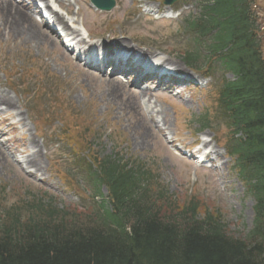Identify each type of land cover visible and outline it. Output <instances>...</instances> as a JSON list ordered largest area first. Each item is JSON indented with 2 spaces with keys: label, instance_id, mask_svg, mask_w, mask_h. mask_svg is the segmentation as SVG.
<instances>
[{
  "label": "rangeland",
  "instance_id": "374dc122",
  "mask_svg": "<svg viewBox=\"0 0 264 264\" xmlns=\"http://www.w3.org/2000/svg\"><path fill=\"white\" fill-rule=\"evenodd\" d=\"M61 1L62 5L56 3L50 8L69 22L68 25L75 21L77 29L84 27L95 45H109L112 50L116 49L115 46L118 49L123 47L117 46L122 43L127 49L136 50L138 55L162 60L165 66L185 73L199 86L196 91H184L177 97L164 92L152 94L151 98L148 97V112L141 105L134 110L130 107L129 112L123 106L127 105L129 97L135 96V90L119 86L121 92L109 96L113 80L103 73L93 74L85 70L76 62L75 54L68 52L56 39L57 36V43L53 45L48 41L40 48L11 37H0V93L12 99L16 110L0 116V119L9 116L12 121L7 123H15L14 128L0 123V190L10 195L8 204H16L14 201L22 198L31 200L37 194L53 198L59 209L71 213H76L80 207L96 208L91 206L87 188L81 187L84 185L78 182V178L72 182L77 194L66 189L52 169V166L63 170L72 167L79 172L66 145L55 135L66 131L61 122L70 124L75 120L73 126H78L74 130L75 137L78 138L85 128L94 131L90 140L83 137L88 140L83 147L88 146L93 153L100 152L102 156L113 150L120 151L125 159L148 164L157 187L167 190L166 200L174 203L176 209L186 207L192 199L201 207L200 212L217 211L228 234L243 236L252 225L253 200L232 173L231 162L219 147L227 132L213 123L210 129L196 134L198 126L192 122L206 108L213 110L208 106L211 96L207 91L215 80L191 72L178 57V51L189 42V36L178 31L180 19L196 13L191 1L183 3L179 0L169 12H165L167 9L153 0H114L116 6L108 13L93 10L89 0ZM257 2L264 57V4L263 0ZM18 3L19 0H14L12 6L21 14V10L27 7L21 1L16 5ZM6 4L2 3L0 9H5ZM139 6L147 7L153 13L159 9L166 18L143 15ZM42 31L51 32L41 26ZM30 67L33 72L26 76L24 71ZM215 76L219 78L220 74ZM149 117L154 124L150 123ZM38 118L43 121L39 122ZM140 122L145 129L139 132ZM22 126L26 127L25 131L20 129ZM8 127H11V133L7 131ZM143 137L145 143L141 144ZM200 137L210 149L215 148V154L208 158L212 165L210 171L194 166L179 152L174 154L175 147H190ZM34 152L37 153V163ZM102 194L105 195V190Z\"/></svg>",
  "mask_w": 264,
  "mask_h": 264
},
{
  "label": "trees",
  "instance_id": "16d2710c",
  "mask_svg": "<svg viewBox=\"0 0 264 264\" xmlns=\"http://www.w3.org/2000/svg\"><path fill=\"white\" fill-rule=\"evenodd\" d=\"M191 1L198 12L183 20L190 37L179 57L194 71L213 63L233 74L232 81L220 80L214 108L230 135L227 153L254 200L252 227L235 237L217 211L200 212L192 201L176 209L146 164L113 150L87 159L100 198L95 209L71 213L36 197L6 208L0 199V264H264L260 8L257 0ZM208 119L206 113L197 120L201 130Z\"/></svg>",
  "mask_w": 264,
  "mask_h": 264
},
{
  "label": "bare ground",
  "instance_id": "6f19581e",
  "mask_svg": "<svg viewBox=\"0 0 264 264\" xmlns=\"http://www.w3.org/2000/svg\"><path fill=\"white\" fill-rule=\"evenodd\" d=\"M39 1H46V0H39ZM59 5H62L63 2L61 0H55ZM2 3H7L4 7H6L5 9L1 8L0 9V37L2 36H7V38L11 37L13 40L15 41H20V42H26V43H30L34 46L37 47H41L43 45H45L48 41H50L53 45L56 42V37L54 36V34H50V33H41L40 32V27L41 25L35 20L34 16L32 15V13L28 12L27 9H22L21 14L18 12L16 7L12 6V2L9 1H5L3 0L2 2L0 1V5ZM2 7V6H1ZM2 15V18H1ZM49 16L51 17L53 23H55L58 27H60V29L65 33L68 34L69 32H71V34H75L77 31H74L72 28H70V26L68 25V23L64 20V18H62L60 15H58L57 13L49 10ZM57 43V42H56ZM83 44V41H79L77 43L78 47H80ZM122 45L123 47H125L127 49V47L122 44V43H117V46ZM123 47L119 48L120 49H124ZM116 49H118L115 46ZM103 49L107 50L108 52L111 51V47L108 45H104L103 44ZM131 50V49H128ZM134 57V55L132 54L131 57ZM114 83L113 89H111V92H108L109 96H117V94H119V91L121 92L120 88H119V84L118 83ZM134 85V84H133ZM147 91L146 90H138L137 92L134 91V95L135 96H131L128 98L127 101V105H124L123 108H125V110H129V112H131V110L135 109L136 107H140V105H142V107L145 109V112H148V106L150 105V102H141L137 105V103L140 101V99H143L145 97H147ZM137 97V98H136ZM129 106V107H128ZM132 109H131V108ZM10 111H16L15 110V103L12 101V99H10L7 95H3L0 93V114L6 115L8 113H11ZM163 112V110H161ZM160 111V112H161ZM16 117H20V116H16ZM6 120H9V117L6 118ZM149 121L151 124H154V122L152 121V117H149ZM140 128H136L138 131L139 130H144L145 126L140 122L139 124ZM153 128L155 130H157L158 132H160L158 129H156L153 125ZM135 130V128H134ZM140 132V131H139ZM148 137V135H147ZM145 143V137H143L141 139V144ZM204 146L208 147V144H204ZM37 152V151H36ZM34 152L33 157L34 160L36 159L37 153ZM213 153L215 154V152L213 151ZM39 156H40V152H39ZM38 160H35V163H37ZM38 165V164H37Z\"/></svg>",
  "mask_w": 264,
  "mask_h": 264
},
{
  "label": "water",
  "instance_id": "95a60500",
  "mask_svg": "<svg viewBox=\"0 0 264 264\" xmlns=\"http://www.w3.org/2000/svg\"><path fill=\"white\" fill-rule=\"evenodd\" d=\"M100 1H105L104 4H102ZM175 0H164V3L166 5L172 4ZM92 2L100 9H110L113 6V2L109 0H92Z\"/></svg>",
  "mask_w": 264,
  "mask_h": 264
}]
</instances>
